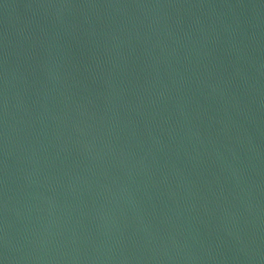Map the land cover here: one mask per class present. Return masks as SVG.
Returning a JSON list of instances; mask_svg holds the SVG:
<instances>
[{
  "label": "water",
  "instance_id": "obj_1",
  "mask_svg": "<svg viewBox=\"0 0 264 264\" xmlns=\"http://www.w3.org/2000/svg\"><path fill=\"white\" fill-rule=\"evenodd\" d=\"M0 264H264V0H0Z\"/></svg>",
  "mask_w": 264,
  "mask_h": 264
}]
</instances>
